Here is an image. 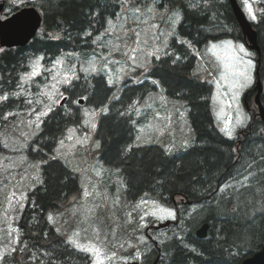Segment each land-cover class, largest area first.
<instances>
[{"label": "trees", "instance_id": "trees-1", "mask_svg": "<svg viewBox=\"0 0 264 264\" xmlns=\"http://www.w3.org/2000/svg\"><path fill=\"white\" fill-rule=\"evenodd\" d=\"M0 1H5L6 16L25 6H35L43 16L39 32L26 46L0 49V97H7L0 99V130L11 125L17 112H27L34 105L27 100L26 87L20 92L21 78L33 59L41 57L43 64L50 66L70 52H94L95 38L107 30L111 20L122 16L118 14L123 2L142 5L154 1L161 11H180L177 31L185 40L174 36L164 55L146 69L140 68L138 72L146 79L125 81L114 98L116 88L103 73L80 71L65 88L71 109L77 96H86V103L97 108L108 105L97 124L99 146L95 151L105 165L121 171L127 200L136 202L148 197L176 210L177 221L162 230L149 231L136 254L135 247L120 246V238L134 236L132 224L126 223L127 213L120 209L121 229L116 233L119 242L113 246L122 255L134 257L136 264H241L262 248L264 121L256 109L254 85L247 90L254 106L249 111L248 126L229 137L214 116V85L206 76L208 72L196 71L199 57L195 50L224 38L245 43L228 0ZM238 1L243 7L242 0ZM257 3L258 20L252 22L262 47L260 73L264 79V0ZM253 60L257 61L255 52ZM158 84L169 97L182 100L189 108L195 141L184 151L170 154L159 144L132 145L136 134L134 104L156 91ZM38 87L34 86V91ZM261 96L264 105V92ZM81 120L78 106L69 112L59 105L43 118L40 131L25 140L27 160L41 162L42 182L29 192L17 219L21 246L11 260L6 257L4 264L92 263L89 254L67 241L68 231H58L49 220L50 214L69 212L73 204L80 202L83 189L79 173L55 157L54 151L69 127ZM206 221L210 223L209 233L199 238L196 230ZM154 222L149 218L150 224ZM107 223L105 229L113 230L108 219Z\"/></svg>", "mask_w": 264, "mask_h": 264}, {"label": "rangeland", "instance_id": "rangeland-1", "mask_svg": "<svg viewBox=\"0 0 264 264\" xmlns=\"http://www.w3.org/2000/svg\"><path fill=\"white\" fill-rule=\"evenodd\" d=\"M258 1L261 0H242L243 8L253 21L258 20ZM146 4L149 5L144 6ZM176 13L180 15L178 22H174ZM118 16L121 17L111 20L107 30L95 38L97 49L94 52H70L57 59L61 60L62 64H57L56 60L50 66H45L41 59L39 74L26 80L22 79L23 87L20 92L26 87L27 100L34 105L27 112L25 110L17 112L11 125L5 130H0V264L7 262L6 257H9L8 261L11 260L12 255L21 246L22 232L17 225V219L27 204L29 192L42 182L39 165L41 162L28 161L24 153L26 141L40 131L42 120L46 116L39 114L47 112L48 115L60 105L65 96L69 97L65 88L78 78L80 71L93 73L83 71L90 68L92 63L97 67L94 73H103L107 80L109 77L113 80L110 84L116 88L113 98L117 97L118 90L125 81H143L146 77L138 70L146 69L157 56L160 57L167 52L172 38L178 36V25L182 19L180 11H161L154 1L142 5L123 2ZM179 40L185 39L179 37ZM226 41H231L234 47L242 45L245 52L239 53L240 56L245 61H251V66L247 68L251 83L246 87L232 89L228 81L222 78L227 72L223 62L209 51L210 46L216 44L217 51L223 55L228 50L227 44L222 43ZM195 52L199 57L196 71L208 72L206 76L209 81H213L211 100L216 122L220 129H224L226 122L231 120L228 127L233 129L232 136H235L250 120V114L244 104V95L255 82L256 61L253 60V53L244 42L229 38L211 41L206 48ZM36 60L37 58L31 61L30 68L25 74L32 71V65ZM73 72L75 78H72L70 83L60 82L65 73L71 75ZM39 77H42L41 81ZM241 82L243 83V80ZM34 86H39L36 91ZM48 93L53 94L51 98ZM79 98H84V103L80 104ZM73 104L72 108L78 106V111L82 115L81 123L69 127L61 139L63 144L60 141L54 156L61 158L79 173L83 191L78 204H73L69 212L50 214L52 217L50 222L56 225L58 231H68L67 241L75 249L78 248L70 238L81 245L99 249V257L92 252L84 251L92 257V264L97 259L102 261V264H128L137 261L134 257L122 255L113 246V243L119 242L116 234L121 229L119 210H125L126 223L132 224L130 226L134 228V236L120 238L123 243V245L120 243V246L126 245L128 248L133 246L136 254L139 253L138 247L141 243L146 241V234H149L147 231V226L151 225L149 218L155 220L154 225L168 219L175 220L176 210L148 197H142L136 202L127 200L126 184L121 171L105 165L95 151L98 148L95 137L97 124L101 114L108 111V105L97 108L87 104L86 96H77L73 99ZM250 104L254 109L253 104ZM62 107L69 112L73 110L67 100ZM49 108L51 111H48ZM134 111L136 134L133 146L159 144L170 154H174L194 144L195 135L189 120V108L182 100L169 97L161 86L144 100L137 101L134 104ZM238 115L242 117L240 124L236 122ZM93 123L96 125L94 129L91 127ZM70 129L73 131H69ZM168 211L174 216H169ZM107 219L113 230L105 229L108 225ZM205 223H208L210 229V223L207 221ZM21 248L23 249L24 245Z\"/></svg>", "mask_w": 264, "mask_h": 264}, {"label": "water", "instance_id": "water-1", "mask_svg": "<svg viewBox=\"0 0 264 264\" xmlns=\"http://www.w3.org/2000/svg\"><path fill=\"white\" fill-rule=\"evenodd\" d=\"M235 14V17L240 25L246 45L250 50L257 53V67H256V83L254 86L255 102L258 106V114L264 121V105L261 101V95L264 91V84L261 80V57L262 49L258 41V32L255 29L252 22L247 17L245 11L240 5L238 0H229ZM4 2L0 3V14L3 10ZM43 18L41 12L35 6H26L18 11L14 12L6 18H2L0 15V48L11 47H24L26 46L37 34L38 30L42 26ZM246 98V97H245ZM65 98L61 101V104L65 102ZM246 106L249 108L247 100ZM80 103L84 100L80 99ZM171 220L160 223L155 228L160 229L171 224ZM208 224H204L200 227L196 234L204 238L207 235ZM241 264H264V245L262 248L255 252L252 256L246 258Z\"/></svg>", "mask_w": 264, "mask_h": 264}, {"label": "snow or ice", "instance_id": "snow-or-ice-1", "mask_svg": "<svg viewBox=\"0 0 264 264\" xmlns=\"http://www.w3.org/2000/svg\"><path fill=\"white\" fill-rule=\"evenodd\" d=\"M176 20L174 22H178L180 19V15L179 13H176ZM253 19H255V15L253 14ZM227 44L228 46V50L225 51L223 53V55L220 54V52L217 51V45L216 44H212L209 48V51H212L218 59H220L223 62V66L224 68L227 70L226 74H224L222 76V78L226 81H228L230 87L232 89H239V88H243L246 87L247 84L251 83V77L248 75L247 73V68L251 66V61H245L243 59V57L240 56L239 53H244L245 49L243 48L242 45L240 46H236L234 47L231 41H226V42H222ZM159 51V50H157ZM153 55H155V53H152ZM157 58H159L157 56ZM42 58H37V60L34 62V64L32 65V71L30 73L25 74V76H23L21 79H29L31 77H35L39 74L40 68H41V64H40V60ZM57 64H62L61 60H57ZM83 71L85 72H96L97 71V67L94 63L91 64L90 68L87 69H83ZM72 78H75V73H71V75H69L68 73L64 74L63 79L60 81L61 83H70V80ZM55 79V77H54ZM241 80H243V83L241 82ZM108 83L112 84L113 80L111 79V77H109L108 79ZM154 83H156L154 81ZM55 87V85L53 86ZM49 97H52V93H48ZM0 99H7V97H0ZM48 111H51V109L49 108ZM104 111H107V109H104ZM43 115H47V112H42L39 114V116H43ZM39 116L37 117V120H39ZM237 124L242 123V117L240 115L237 116ZM87 123V121H86ZM231 124V120L226 122V126L224 129H221V131H225L226 135H228L229 137L232 136L233 133V129L231 127H228V125ZM37 127H39V123L37 124ZM91 127L94 129L96 127V125L93 123L91 125ZM69 131H73V130H69ZM71 138V137H69ZM61 144H63V141H61ZM99 146V144H97V147ZM59 154V153H58ZM161 211H164L163 209H161ZM155 214V213H153ZM169 216H174V214L171 211H168L167 213ZM163 218V217H161ZM49 220H52V217L49 216ZM70 240L72 241V243L80 250L83 251H87V252H92L95 254L96 257H99L100 253H99V249L96 248H90L84 245L79 244L76 240H73L72 238H70ZM14 251V249H13ZM94 264H102V261H99L98 259L96 261H94Z\"/></svg>", "mask_w": 264, "mask_h": 264}, {"label": "bare ground", "instance_id": "bare-ground-1", "mask_svg": "<svg viewBox=\"0 0 264 264\" xmlns=\"http://www.w3.org/2000/svg\"><path fill=\"white\" fill-rule=\"evenodd\" d=\"M228 1H229V0H228ZM229 2H230V1H229ZM230 4H231V3H230ZM231 7H232V6H231ZM242 8H243V7H242ZM261 48H262V47H261ZM261 68H262V67H261ZM261 80L263 81L262 76H261ZM248 93H249V92H248ZM253 95H255V94H253ZM261 97H262V96H261ZM250 98H251V97H250ZM249 100H250V99H249ZM249 100H248V101H249ZM250 101H252V100H250ZM254 101H255V100H254ZM261 101H262V100H261ZM251 103H253V102H251ZM250 105H251V104H250ZM252 109H253V108H252ZM256 109H258V108H256ZM252 113H253V112H252ZM258 116H259V115H258ZM250 117H251V115H250ZM261 119H262V118H261ZM247 126H248V125H247ZM247 126H245V127H247ZM242 129H243V128H242ZM246 129H247V128H246ZM243 132H244V131H243ZM239 136H240V135H239ZM225 173H226V172H225ZM231 176H232V175H231ZM204 224H208V223H205V222H204V223L202 224V226H203ZM202 226H201V227H202ZM208 230H209V225H208V229H207V235H208ZM207 235H206V236H207ZM196 236L199 237L197 234H196ZM206 236H205V237H206ZM199 238H201V237H199ZM244 260H245V259H244ZM244 260H243V261H244ZM243 261H242V262H243Z\"/></svg>", "mask_w": 264, "mask_h": 264}, {"label": "flooded vegetation", "instance_id": "flooded-vegetation-1", "mask_svg": "<svg viewBox=\"0 0 264 264\" xmlns=\"http://www.w3.org/2000/svg\"><path fill=\"white\" fill-rule=\"evenodd\" d=\"M248 100H249V98H248Z\"/></svg>", "mask_w": 264, "mask_h": 264}]
</instances>
